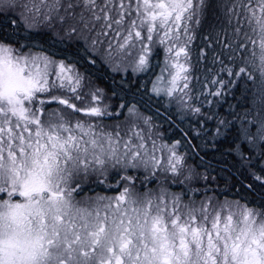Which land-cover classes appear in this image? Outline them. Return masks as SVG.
Instances as JSON below:
<instances>
[{
    "label": "snow or ice",
    "instance_id": "6c2138e0",
    "mask_svg": "<svg viewBox=\"0 0 264 264\" xmlns=\"http://www.w3.org/2000/svg\"><path fill=\"white\" fill-rule=\"evenodd\" d=\"M0 264H264V0H0Z\"/></svg>",
    "mask_w": 264,
    "mask_h": 264
},
{
    "label": "rangeland",
    "instance_id": "374dc122",
    "mask_svg": "<svg viewBox=\"0 0 264 264\" xmlns=\"http://www.w3.org/2000/svg\"><path fill=\"white\" fill-rule=\"evenodd\" d=\"M129 73L132 74L130 70H129ZM136 78L137 79H143V77H136ZM237 102L238 101L233 100L232 97L229 96L226 101L222 102V106L219 108L221 115L226 116L228 111H229V104L235 106ZM161 111H163V109H161ZM148 114H151V113H148ZM173 119L175 120L176 118L173 117ZM176 122H178L177 124L179 125V129H183L184 131H188L189 122L187 120L184 123H180L179 120H176ZM213 125H214V121L208 123V125H207L208 135L205 137V139H207L209 136L212 135V133L214 131ZM165 127L167 128V125H165ZM179 129H177L174 125L171 129L168 130L169 135H171L173 137L175 135V131L177 132ZM190 135H191V133H190ZM193 143L199 144L200 142L199 141H193ZM224 146H225V143L223 144V147ZM207 150L208 151L205 150L207 152V155H205V152H200L199 156L195 157V159L190 160L189 163H200V159H199L200 156H203L204 160L209 162V156L208 155L210 154V158H212V156L215 155L216 152H213V150L211 148H207ZM226 150H227V148H226ZM197 151H198V149H197ZM226 159H227V156H226ZM201 170H203V169H201ZM215 172L216 171H213L211 174L213 176H216ZM224 175L229 176V183H232L235 181L234 179H230L231 175H229V173H224ZM223 186L224 185L221 184V187H223ZM93 187L95 188V192H89V193H87L88 195H95L96 192H100L101 194L109 195V196L114 195V193L104 190L103 186L97 187V186L93 185ZM150 187H155V185H150ZM172 190L176 191L177 189L173 188Z\"/></svg>",
    "mask_w": 264,
    "mask_h": 264
},
{
    "label": "bare ground",
    "instance_id": "6f19581e",
    "mask_svg": "<svg viewBox=\"0 0 264 264\" xmlns=\"http://www.w3.org/2000/svg\"><path fill=\"white\" fill-rule=\"evenodd\" d=\"M237 99H239V95H237ZM178 123V122H177ZM181 135L180 130H178L177 132L175 131V135L173 136V138L179 139ZM206 151H208L207 149H205ZM211 160V161H210ZM232 160V157L227 156V159L224 158H214V159H210L209 158V162L208 164L216 169L215 174L217 175V172L220 171V169L225 167V161L230 162ZM231 171H235L234 169H231ZM230 179H236L235 176H230Z\"/></svg>",
    "mask_w": 264,
    "mask_h": 264
},
{
    "label": "trees",
    "instance_id": "16d2710c",
    "mask_svg": "<svg viewBox=\"0 0 264 264\" xmlns=\"http://www.w3.org/2000/svg\"><path fill=\"white\" fill-rule=\"evenodd\" d=\"M99 74V73H98ZM114 75V79L118 82L119 80H120V78H121V75H122V73H120V74H113ZM128 77L129 78H131V79H137L136 77H133L132 76V74H130V73H128ZM143 79H146V77H143ZM105 80L110 84L111 83V80H109L108 79V77L107 76H105ZM149 88H150V85H149ZM237 95H239V94H237ZM233 100H235V101H238V99H233ZM213 128H214V125H213ZM214 130V129H213ZM229 147V145L227 144V143H225V146L223 147V150L224 151H226V148H228ZM210 148V147H209ZM209 156V158H210V154L208 155ZM226 158V155H224V156H221V154L220 153H216L215 155H213L212 156V158H210V159H214V158ZM233 172V171H232ZM235 172V171H234ZM230 175V174H229ZM232 176V175H231Z\"/></svg>",
    "mask_w": 264,
    "mask_h": 264
}]
</instances>
